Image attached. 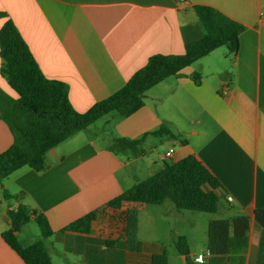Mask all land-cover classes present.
<instances>
[{"label":"crops","instance_id":"obj_1","mask_svg":"<svg viewBox=\"0 0 264 264\" xmlns=\"http://www.w3.org/2000/svg\"><path fill=\"white\" fill-rule=\"evenodd\" d=\"M194 6L211 7L243 27L233 63L227 52L213 51L147 91L132 115L107 118L111 131L79 132L48 153L52 165L45 171L25 167L14 172L0 185V195L24 193L22 203L42 214L56 232L146 179L163 162L192 155L219 183L213 190L219 198L218 218L250 217L244 264H262L264 215L256 211H264V0H0V13L7 16L0 19V28L7 19L13 23L42 74L65 83L71 106L84 113L120 90L149 57L180 55L187 43L200 39ZM225 72L232 74L221 78ZM196 73L199 83L192 79ZM0 90L12 96L1 77ZM162 126L176 138L147 136L141 157L108 150L114 138L135 140ZM11 144L12 136L0 121V153ZM171 148L173 157L165 159ZM140 158L147 161L141 176L134 170ZM174 213L178 221H186L182 213ZM114 215L103 212L93 237L118 236L107 229L114 225L109 220ZM7 228L0 214V264H24L1 238ZM139 229L138 215V235ZM176 234L183 237L177 249L166 251L163 243L149 238L140 241V254L124 253V264H149L151 255L163 250L168 264H186L181 244L195 264L193 259L207 250L206 231L202 242ZM59 252L65 259L70 254ZM206 261L230 264L222 255Z\"/></svg>","mask_w":264,"mask_h":264},{"label":"trees","instance_id":"obj_2","mask_svg":"<svg viewBox=\"0 0 264 264\" xmlns=\"http://www.w3.org/2000/svg\"><path fill=\"white\" fill-rule=\"evenodd\" d=\"M193 11L202 31L200 39L187 43L180 55L149 57L120 90L84 113L71 106L65 83L42 74L19 32L7 19L0 28V77L12 96L0 90V121L10 132L12 144L0 153V185L25 167L37 173L45 171L52 165L48 159L52 149L108 115L115 114L120 118L132 115L142 107L147 91L165 79L177 76L183 68L213 51L224 47L227 58L233 63L243 27L208 6H194ZM6 17L5 13H0V19ZM231 74L225 72L220 77ZM192 79L199 83L200 75L196 73ZM149 135L176 138L169 128L162 126L135 140L114 138L108 150L115 155L141 157L144 140ZM217 187V180L195 156L170 164L163 162L146 179L136 181L129 190L56 232L51 231L42 214L22 203L24 193L10 195L3 191V200L17 205L14 208L8 205L2 215L8 228L1 238L24 264H52L45 244L48 239L61 243L65 252L79 257L83 264H124V253L140 254L144 250L137 238V206H159L170 201L179 213L218 215L219 198L213 193ZM106 211L116 214L111 218L112 228L118 235L113 240L93 237L95 223ZM256 214L264 215V211H256ZM31 222L37 225L40 239L23 246L18 234ZM249 226L250 217L245 214L209 220L207 251L210 255L227 256L230 264H244ZM176 241L180 244L183 237ZM149 264H168L166 251L151 255Z\"/></svg>","mask_w":264,"mask_h":264},{"label":"rangeland","instance_id":"obj_3","mask_svg":"<svg viewBox=\"0 0 264 264\" xmlns=\"http://www.w3.org/2000/svg\"><path fill=\"white\" fill-rule=\"evenodd\" d=\"M220 54L221 52H227L224 47L219 48ZM116 118L115 114L108 115L96 123L91 125L87 132L93 131L95 128L99 131H111V123H106L107 118ZM109 133V132H108ZM84 134V133H83ZM139 163L134 166V170L136 173L141 176L143 173H146L144 165H147V161H141L142 158L139 159ZM146 175V174H145ZM146 177V176H144ZM14 203V202H9ZM146 208V209H143ZM8 209V202L3 200V197L0 195V214L4 215ZM175 207L170 201H165L162 205L159 206H144L142 205L141 210L138 211V215L140 218V229L139 235H137L138 241L147 240L149 238H155L165 246L166 251H168L169 247H175L177 249L178 244L176 239V233H184L185 237H190V239H197L202 242V238L205 236L206 225L207 222L211 219L218 218V215H210L205 213L198 212H182L183 216H185L186 221H178L175 217ZM105 216V214H104ZM107 216V215H106ZM112 217V216H111ZM106 218V217H105ZM109 220H111L109 216ZM187 222V224H186ZM190 223H193L192 226ZM107 229H112V227L107 226ZM39 229L37 225L33 222L27 225L24 229H22L21 235H19V242L26 246L27 243H31V241L35 242L40 239ZM30 234H33V239H30ZM37 235L36 238H34ZM32 244V243H31ZM46 247H48L51 257L54 264H76L75 260H79V257L68 254L67 259L60 256L61 254L59 250L62 251L63 246L61 243L55 242L53 239H48L45 241ZM53 250H51V248ZM56 253H54L55 251Z\"/></svg>","mask_w":264,"mask_h":264},{"label":"built area","instance_id":"obj_4","mask_svg":"<svg viewBox=\"0 0 264 264\" xmlns=\"http://www.w3.org/2000/svg\"><path fill=\"white\" fill-rule=\"evenodd\" d=\"M260 21L262 26L264 27V13L260 14ZM174 154V149H169L164 153V158H172ZM228 202H232V198L227 199ZM211 256L210 253L206 250L204 254H199L193 259V263L195 264H207V257Z\"/></svg>","mask_w":264,"mask_h":264},{"label":"water","instance_id":"obj_5","mask_svg":"<svg viewBox=\"0 0 264 264\" xmlns=\"http://www.w3.org/2000/svg\"><path fill=\"white\" fill-rule=\"evenodd\" d=\"M179 250L180 252L184 255V261L186 264H192V260H191V257L190 255L188 254V251L186 250L185 246L184 245H180L179 246Z\"/></svg>","mask_w":264,"mask_h":264}]
</instances>
